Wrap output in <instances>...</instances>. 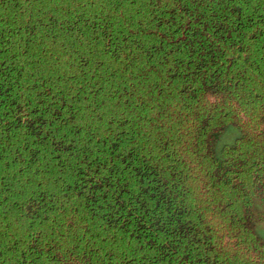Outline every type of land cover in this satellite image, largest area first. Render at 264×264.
Returning a JSON list of instances; mask_svg holds the SVG:
<instances>
[{"label":"trees","instance_id":"1","mask_svg":"<svg viewBox=\"0 0 264 264\" xmlns=\"http://www.w3.org/2000/svg\"><path fill=\"white\" fill-rule=\"evenodd\" d=\"M263 221L264 0H0V264H264Z\"/></svg>","mask_w":264,"mask_h":264},{"label":"rangeland","instance_id":"2","mask_svg":"<svg viewBox=\"0 0 264 264\" xmlns=\"http://www.w3.org/2000/svg\"><path fill=\"white\" fill-rule=\"evenodd\" d=\"M238 134L239 132L235 127L233 126L228 127V129L225 131L224 135L222 136L219 142V148L225 143H233ZM256 230L257 233L264 239V221L263 223L257 224Z\"/></svg>","mask_w":264,"mask_h":264}]
</instances>
